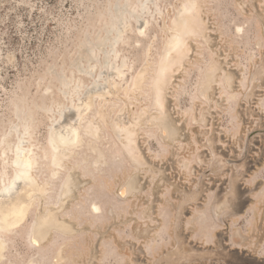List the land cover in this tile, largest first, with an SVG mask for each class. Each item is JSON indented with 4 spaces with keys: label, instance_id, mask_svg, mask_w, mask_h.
Returning a JSON list of instances; mask_svg holds the SVG:
<instances>
[{
    "label": "rangeland",
    "instance_id": "obj_1",
    "mask_svg": "<svg viewBox=\"0 0 264 264\" xmlns=\"http://www.w3.org/2000/svg\"><path fill=\"white\" fill-rule=\"evenodd\" d=\"M194 8L205 25L200 31L207 41L199 33L192 34ZM185 10L191 13V22L188 28L178 26L186 33L188 47L185 43L186 48L172 50L166 67L171 69L186 55L172 73H163L166 49L177 42L170 40L172 22ZM263 19L264 0H0V190L21 168L20 154L31 161L27 170L34 183L28 186L26 207L18 218L0 225V264H84L79 258L88 251L91 264H133L120 235L134 241L130 236L134 224L117 225L153 203L166 223L159 236L173 228L176 205L186 200L187 188L196 184L193 177L204 168L197 154L205 150L199 149H208L190 141L192 135L200 133V127L207 132L215 121L229 135L241 123L252 72L264 55ZM212 62L215 66L206 73ZM112 66L118 71L109 77ZM223 70L235 74L233 87V75H225L232 88L218 83ZM205 73L207 81L201 89ZM106 77L113 91L93 94L81 117V140L55 163L50 132L59 112L78 104L88 86ZM167 77L171 81L165 104L171 116L158 114L148 119L150 123L141 119L135 136L139 116L157 112L154 100L156 106L157 101L164 102L162 80ZM259 84L258 75L253 76V90ZM259 89L252 103L261 109L264 85ZM208 94L210 99L204 98ZM121 115L126 124L117 126ZM200 117L211 119L210 125L199 123ZM92 122L95 131L88 127ZM154 122L162 137L176 139H161L150 129L155 127L147 126ZM165 123L171 134L165 133ZM121 135L128 138L123 140ZM130 175L134 187L123 194L130 182L121 185ZM257 177L264 182V168ZM211 188L198 201L183 203L181 216L185 220L181 231L186 235L194 230V239L204 237L207 243L218 229L210 213L215 197ZM263 193L264 186L254 194L247 213L232 219L233 226L251 231L254 216L262 210ZM49 211L54 214L47 216L49 221H61L62 226L50 225L48 236L36 242L34 229ZM173 236L155 251L151 246V258L141 256L153 260L162 248H173L177 243ZM263 239L257 246L259 257H264ZM190 242L198 243L187 239L183 248L190 250ZM254 242L248 244L253 250ZM104 243L114 246L108 258ZM58 252L67 261L55 263Z\"/></svg>",
    "mask_w": 264,
    "mask_h": 264
},
{
    "label": "flooded vegetation",
    "instance_id": "obj_2",
    "mask_svg": "<svg viewBox=\"0 0 264 264\" xmlns=\"http://www.w3.org/2000/svg\"><path fill=\"white\" fill-rule=\"evenodd\" d=\"M191 10L193 11V8ZM194 11L196 12V13H194L196 15V21L194 22V26L196 28L194 29L195 31L192 34L195 33V36H196L197 35L196 33H200L201 32L200 30L203 29L202 27H204L205 25L203 24V22L200 21V18L198 17L199 16L198 11L195 8H194ZM184 12L185 11H182V13L179 12L178 15H180V16L177 15V19L172 22L174 24L171 27L173 33L171 35L172 37L170 38V40L172 42H173V40L178 41V39H180V40L183 39L182 38V32H180V29L177 26H178V24L180 25L181 23H183V22H181V20H182L181 18H183ZM183 37H185V36H183ZM170 40L167 42V46H168V43L170 42ZM204 40L207 41L208 37H206V38L204 37ZM185 43H186V46L188 47L186 40H185ZM182 48H186V47L184 45H182ZM166 52L167 53H166V60L165 61H167L168 56L172 53V49H168V50L166 49ZM185 55H186V52L184 53V55H182L180 57V59L178 61H181ZM178 61L176 63L174 62L175 64L172 67H170L171 69L168 68L170 70V71H168V74L170 72L172 73V70L174 69V67L176 65H178ZM216 65L219 68L220 64L218 65V62L216 63ZM214 66H215V64H214ZM222 72L223 73L221 74V76L218 77V83L219 84L221 83V85L224 89L225 88L226 89L232 88L235 84V74L231 70H228V71L223 70ZM229 73H231L233 75L232 87L228 86L226 79H225V75L229 74ZM218 75H219V73H218ZM204 79L205 80L202 83L201 89H202L204 83L207 81L206 77ZM263 81H264V79H263ZM250 85H251V79H250ZM259 87H261V86H258V88H257L258 91L261 90V89H259ZM212 88H213V83H212ZM212 88L210 89V91L212 90ZM197 89H198V87H197ZM210 95L211 94H208L207 97L204 95L203 96H204V98L210 99ZM254 98H255V96L245 97V101L247 103H249V105H252V100ZM154 101H153V104L156 106V104H155L156 102H154ZM163 104L164 103L157 101V106L155 107L157 112L151 113V114H154V116H159L158 114H160V115H163V117L166 114L168 115L169 113L166 109L163 108ZM248 108H251V106L244 108V109L241 108V110H240L241 123L242 124H245V122L248 118V115L252 111ZM150 129L155 130L156 133H159L160 138L163 139L164 141L173 140V139H168V138L162 137L160 134V130H158L157 126L155 128H150ZM178 129H179V127H178ZM242 132H244V131L242 130ZM156 133H155V135H156ZM210 139L214 140V139H216V137H211ZM133 177H134V175H130L124 181V183L121 185V187L124 186L126 183L130 182V178H133ZM137 183L140 186L139 181ZM256 185H257V187L253 191L254 194L257 193L258 191H260V189L264 186V182L259 181ZM121 187H120V189H121ZM217 189L220 190L219 196H221V194H222V196L215 200V206H214L215 207L214 208L215 214H213V215L211 214V215L216 220L215 222L218 225V229H216L212 233V241L210 243H207L205 241L204 237H199L198 239H194L191 232H189L185 235L183 233V231H181V226L184 225L183 223L185 222V220H181V216H182V212H183V203L177 204L176 205L177 207L174 209V211H175L174 223H173V225H171V223H170V225L173 226V228L169 229L168 232L166 230H164V234L161 237L159 236L160 231H162L163 228H165L166 223H164V219L161 215H159V214L157 215L158 210H157V206H156L157 204L156 203L150 204L149 207L143 208L141 210V212H139L138 214H134V215L126 217L127 219H125V221L122 220L120 222V224L117 225L118 227H124L125 224L129 222V223H133L134 227H135V223H136L137 224L136 228L137 227L141 228V229H134V227H132L133 229L130 230V234H131L130 236L133 238L134 241H127L125 239L126 238L125 236L120 235L121 236L120 237L121 238V241H120L121 245H123V247H126L127 250L130 253H132L133 264H154L156 262V259L160 256V254H163L164 252L169 250V248H167L169 245H167V247H164L165 249L162 248L161 253H159L157 256H154L153 260L148 259V257H142L141 255L147 254V256H149L150 254L148 252L151 251V249H152L151 246L154 248V251H155L158 248V246L161 247V246H163L162 244H165V241L168 240L166 237H168V236L174 237L173 235H175V239H177V240L179 237L184 236V238H186V240L188 239V240L198 242V244L202 243L203 245H212L215 247H218L220 245V242L222 241L228 248L237 247L240 250H242V249L245 250L247 253H251L253 255H258L259 252L257 251V248H258L257 246L260 244V241L264 238V193L262 194V197L260 199L261 205H262L261 213L258 217H257V215L254 216L255 224L251 228L250 232H246V231H244V229H242L243 227L241 225L233 226V224H232L233 220L232 219L242 215V213L236 214L234 212L236 210L235 207L233 206V208H230L229 202L230 203H232V202L227 199L228 196L225 197V195L222 193V189L220 187L219 188L215 187V193H216ZM137 190H135V191H137ZM133 192L128 194L125 197H122L119 195L120 199H127V197H129L130 195L133 194ZM197 195H198V193L196 192V194L194 196L196 197ZM253 199H254V196L252 197L251 201L247 203L246 209H248V207L250 205H252ZM199 202L202 203V201H199ZM206 204H205V206H206ZM99 205L101 206L102 211H103L102 205L101 204H99ZM246 209H245V211H246ZM210 213H211V208H210ZM103 214L104 213H102L100 216L102 217ZM190 215L191 214L188 213L187 215H185V217H189ZM140 219L143 223H140ZM92 220H94V219H92ZM97 220H99V218ZM95 222H98V221H95ZM125 233L126 232H124V234ZM165 233H166V235H165ZM120 234H121V232H120ZM252 239H255V242L252 245L255 248V250H253L252 247L251 248L248 247V244L252 241ZM170 242H171V240H170ZM103 247H104V257L105 258H108L109 254L114 253V248H113L114 246L113 245H111L109 243H104ZM88 253L89 254L86 257L79 258L80 260H82L84 262V264H91L92 263V257H91L92 253H91V251H88ZM107 253H108V256H107ZM54 258H55L54 259L55 263L56 262L60 263V261H62V262L67 261V258L62 257V254L60 252H58L57 256ZM149 258H151V257L149 256ZM175 258L176 257H174L173 260H175Z\"/></svg>",
    "mask_w": 264,
    "mask_h": 264
},
{
    "label": "crops",
    "instance_id": "obj_3",
    "mask_svg": "<svg viewBox=\"0 0 264 264\" xmlns=\"http://www.w3.org/2000/svg\"><path fill=\"white\" fill-rule=\"evenodd\" d=\"M248 105L247 102L243 105L244 108L251 106L248 109L252 110L245 124L240 123L236 126L237 128L234 127L229 135L221 129L219 121L218 123L215 121L207 132L200 127L198 128L200 133L194 132L195 136L192 135L190 141L195 144L200 143L201 146L207 145L208 149L202 147L199 151L204 149L205 155L200 152L197 154L204 168L198 171L196 177H193L195 186L187 188L188 203L203 198L205 191L209 188L220 187L225 197L228 196L227 199L232 202H229L230 208L234 206L236 212L242 213L239 217L247 213L248 200L254 196L253 187L260 180L257 179V174L264 168V90L259 101L261 109L253 103ZM211 121V119L205 120L204 117L198 119L199 123L207 126ZM211 137L216 139L211 140ZM196 192L198 195L195 197Z\"/></svg>",
    "mask_w": 264,
    "mask_h": 264
},
{
    "label": "bare ground",
    "instance_id": "obj_4",
    "mask_svg": "<svg viewBox=\"0 0 264 264\" xmlns=\"http://www.w3.org/2000/svg\"><path fill=\"white\" fill-rule=\"evenodd\" d=\"M189 8V7H188ZM186 10H189L185 8ZM184 12L183 18H181V26L188 28L187 26L191 22V13L188 11ZM191 11V9H190ZM121 18V17H120ZM121 20V19H120ZM180 29V32H182V38L181 40L178 39L176 44L174 45V48L172 50L181 49L182 45L185 44L183 36H186L185 31L182 30L180 26H178ZM183 43V44H182ZM171 58V54L168 56L167 61L164 62L165 67L162 69V72H168L170 71L166 65H169V60ZM115 67H111L110 71H104L103 74L106 72L108 73L107 76H109V73H116L117 70H113ZM166 68V70H165ZM165 70V71H164ZM162 73V74H163ZM264 62L258 66V69L255 70V72L251 76V85L246 93L245 97H253L258 92V86L264 85ZM214 74V73H213ZM260 79V84L255 86V89L253 90L252 87V78L253 76H257ZM209 76V75H208ZM111 77V76H109ZM211 77V76H210ZM104 81L102 83L99 82V78L93 82L88 88H86L85 91L82 92V95H80V99L78 101V104L74 106H68L64 108L63 110L59 112V117L57 118L56 122L52 126V130L50 132V139L52 142V145L55 147V154L54 159L55 163H58V160L61 156L69 154V149L72 145H74L76 142L81 140V137L79 135V126L80 121L82 120V115L85 111V109L89 108L91 105V98L93 94L95 93H101L102 96H104L105 93H111L113 91V84H109L108 77L103 79ZM262 81V82H261ZM159 84V83H158ZM161 87V85H160ZM206 91V90H205ZM96 95V94H95ZM97 96V95H96ZM93 99V98H92ZM158 99V98H157ZM135 117V116H134ZM140 119L138 120L137 125H139V121L141 118L147 119L148 123H150L151 117H155L153 114L149 116L147 113L143 116H139ZM138 117V118H139ZM149 119V120H148ZM116 125L125 123L124 116H118L117 117ZM133 120V119H130ZM167 121V120H166ZM164 123V122H163ZM169 123V122H168ZM95 123H89L88 127L91 131H95ZM126 124V123H125ZM128 124V123H127ZM167 124V123H165ZM167 129H165L166 134H171L173 131L171 127L168 126ZM122 128V127H121ZM120 128V132L123 133V131ZM123 129V128H122ZM122 139H127V135H121ZM125 139V140H126ZM127 141L130 142V139ZM128 143V142H127ZM17 151H20V149H17ZM17 160L21 162V168L16 170V174L12 180V182L9 183V185H5L3 187V190H0V225H7L10 224L12 221L16 220L18 216L21 214V212L26 207V200H27V194L30 193L29 191V184H34L33 179L30 177L29 172L27 168L31 166V161L28 157H26V154L23 156L20 154L17 157ZM29 162V163H28ZM23 167V168H22ZM77 180V179H76ZM73 181V180H72ZM70 182V181H68ZM74 185V184H73ZM133 182H130L127 187L122 191L123 194L130 191L131 188H133ZM40 188L36 187V190H39ZM3 200L1 201V199ZM53 216L54 214L52 212L45 213L43 217H41V220L37 223L36 228L33 232V237L36 242L45 239L49 232H50V225L55 226H62L61 221L60 222H50L49 218L47 216ZM40 218V217H39ZM56 219V217H55ZM67 227V226H66ZM64 227V228H66Z\"/></svg>",
    "mask_w": 264,
    "mask_h": 264
},
{
    "label": "water",
    "instance_id": "obj_5",
    "mask_svg": "<svg viewBox=\"0 0 264 264\" xmlns=\"http://www.w3.org/2000/svg\"><path fill=\"white\" fill-rule=\"evenodd\" d=\"M199 34L201 35L202 38L204 37L206 38L205 34H202V32H200ZM263 62H264V55L262 59L258 63H256L255 69L252 72V74L255 72L256 69H258V66H260V64H262ZM213 66H214V63L212 62L210 66L207 68L206 73ZM206 73L204 74V78L206 76ZM204 80L205 79H203V81ZM170 81H171L170 77H167L165 80H162V90L164 92L163 108L166 109L167 111L168 109H167V104H165V100H166L165 96H166V88H167V85L170 83ZM156 86L157 85L155 81L154 90H156ZM200 93L203 94L201 90H200ZM145 120L147 121L146 118ZM142 121L143 120H140L139 125L136 127V129H134L135 136L137 135L138 128L142 125ZM156 124L157 123L155 122L151 123L150 125L147 123V126L156 127ZM256 187L257 185L253 187V191ZM212 190H215V188H211V191ZM219 195H220V190L217 189L215 193L214 201L211 204L212 215L215 214V209H214L215 200L222 196V194L221 196ZM187 201L188 200L186 199L185 201H183V203ZM250 201L251 199L248 200V202ZM234 212L236 214H240L239 212H236V211ZM185 243H186V238H184V236L179 237L176 245L173 248L161 254L156 259V262L154 264H264V257H259L251 253H247L245 250L243 249L240 250L237 247L228 248L222 241L220 242V245L218 247H215L212 245H201L198 243L190 242L189 243L190 250H186L183 248ZM174 257H176L175 260H173Z\"/></svg>",
    "mask_w": 264,
    "mask_h": 264
}]
</instances>
